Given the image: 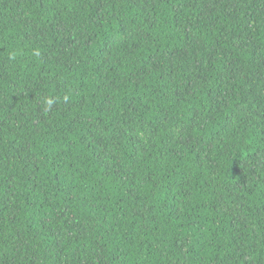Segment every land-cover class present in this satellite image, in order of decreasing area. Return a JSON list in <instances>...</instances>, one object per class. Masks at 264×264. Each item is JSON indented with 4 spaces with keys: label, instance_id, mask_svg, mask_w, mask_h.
I'll return each instance as SVG.
<instances>
[{
    "label": "trees",
    "instance_id": "1",
    "mask_svg": "<svg viewBox=\"0 0 264 264\" xmlns=\"http://www.w3.org/2000/svg\"><path fill=\"white\" fill-rule=\"evenodd\" d=\"M0 264H264V0H0Z\"/></svg>",
    "mask_w": 264,
    "mask_h": 264
},
{
    "label": "clouds",
    "instance_id": "2",
    "mask_svg": "<svg viewBox=\"0 0 264 264\" xmlns=\"http://www.w3.org/2000/svg\"><path fill=\"white\" fill-rule=\"evenodd\" d=\"M15 55H16L15 53H12L11 54V58L12 59H15ZM34 55L35 56H40L39 50L34 51ZM63 100L65 102H68L69 101V96L68 95H65L63 97ZM42 103L44 105V110L45 111H48V110L51 109V106L53 105L54 101L52 100V98L45 96V97H42Z\"/></svg>",
    "mask_w": 264,
    "mask_h": 264
}]
</instances>
